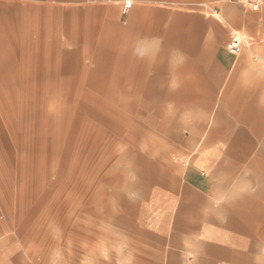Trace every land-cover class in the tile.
Listing matches in <instances>:
<instances>
[{
	"label": "crops",
	"instance_id": "crops-1",
	"mask_svg": "<svg viewBox=\"0 0 264 264\" xmlns=\"http://www.w3.org/2000/svg\"><path fill=\"white\" fill-rule=\"evenodd\" d=\"M121 6L124 20L101 18L87 86L104 93L108 78L124 89L119 103L156 105L150 125L165 137V162L149 166L135 223L155 243L153 261L264 264V48L242 38L240 55H231L230 20L206 16L204 0ZM7 23L0 22V87H12L11 103L24 98L36 118L49 85L34 76L40 64L26 76L25 54ZM91 97L84 102L102 103ZM13 252L0 250V264H18Z\"/></svg>",
	"mask_w": 264,
	"mask_h": 264
},
{
	"label": "rangeland",
	"instance_id": "rangeland-1",
	"mask_svg": "<svg viewBox=\"0 0 264 264\" xmlns=\"http://www.w3.org/2000/svg\"><path fill=\"white\" fill-rule=\"evenodd\" d=\"M111 1L0 0L26 76L40 64L34 76L49 85L36 118L0 87V250L13 249L18 264H162L135 224L149 166L165 162V137L150 125L156 105L119 103L124 89L108 78L104 93L87 86L101 18L124 20L123 0ZM204 4L206 16L228 17L232 35L264 48V5ZM89 93L102 103L84 102Z\"/></svg>",
	"mask_w": 264,
	"mask_h": 264
},
{
	"label": "built area",
	"instance_id": "built-area-1",
	"mask_svg": "<svg viewBox=\"0 0 264 264\" xmlns=\"http://www.w3.org/2000/svg\"><path fill=\"white\" fill-rule=\"evenodd\" d=\"M230 3L241 5L247 9L253 11H259L264 4V0H228ZM133 6L131 1H126L124 3V9L130 10ZM243 48V41L238 36H235L232 41L228 44L227 49L229 53L233 56L240 55Z\"/></svg>",
	"mask_w": 264,
	"mask_h": 264
}]
</instances>
